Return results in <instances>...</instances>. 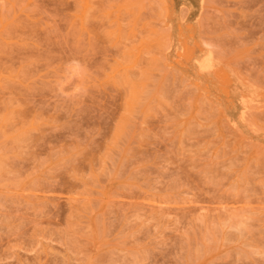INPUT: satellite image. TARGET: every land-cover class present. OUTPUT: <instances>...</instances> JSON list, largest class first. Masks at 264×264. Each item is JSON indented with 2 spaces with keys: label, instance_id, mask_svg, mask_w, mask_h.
Segmentation results:
<instances>
[{
  "label": "rangeland",
  "instance_id": "obj_1",
  "mask_svg": "<svg viewBox=\"0 0 264 264\" xmlns=\"http://www.w3.org/2000/svg\"><path fill=\"white\" fill-rule=\"evenodd\" d=\"M0 264H264V0H0Z\"/></svg>",
  "mask_w": 264,
  "mask_h": 264
},
{
  "label": "bare ground",
  "instance_id": "obj_2",
  "mask_svg": "<svg viewBox=\"0 0 264 264\" xmlns=\"http://www.w3.org/2000/svg\"><path fill=\"white\" fill-rule=\"evenodd\" d=\"M207 107V106H206ZM214 108V107H213ZM157 209V208H156ZM245 209V208H244ZM247 212V211H246ZM215 215V214H214ZM209 216V215H208Z\"/></svg>",
  "mask_w": 264,
  "mask_h": 264
}]
</instances>
